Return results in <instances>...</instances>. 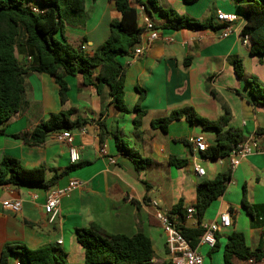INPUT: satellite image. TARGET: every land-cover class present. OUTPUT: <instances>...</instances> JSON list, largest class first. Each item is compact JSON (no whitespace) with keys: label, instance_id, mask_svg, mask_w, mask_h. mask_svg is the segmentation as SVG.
<instances>
[{"label":"crops","instance_id":"obj_1","mask_svg":"<svg viewBox=\"0 0 264 264\" xmlns=\"http://www.w3.org/2000/svg\"><path fill=\"white\" fill-rule=\"evenodd\" d=\"M155 1L157 8L149 9V16L161 35L173 41L157 40L145 56L136 60L130 56L120 59L125 67L124 103L130 112L121 114L112 106L104 112L110 101L107 88L96 94L93 87L83 85L80 76L64 78L68 87L66 108L75 110L71 119H82L86 123L81 130L70 132L73 145L79 149L77 164L82 166L62 174L48 190L0 186V252L5 245L21 244L29 249L57 245L68 260L73 259L72 253L81 254L82 264L83 251L75 240V229L92 222L112 234L133 236L141 231L151 241L156 255L154 262L168 263L164 235L154 217L151 202L157 201L160 210L168 214L181 201L184 215L186 208L195 201L197 185L204 180H213L229 162L225 158H203L200 152L186 146V141L199 137L207 146L212 144L213 131L180 118L171 122L163 133L154 129L151 121L184 107H191L201 118L216 120L223 115L224 105L229 110V125L238 128L245 139L255 136L256 130L264 127V106L249 103V87L245 78L236 76L233 65L235 59L240 60L244 75L254 77L264 88V56H251L248 46L239 37L246 21L242 7L250 0ZM32 2L33 7L42 9L38 0ZM141 2L145 4L147 0ZM167 9L195 21L210 18L215 29H167L166 20L160 14V10ZM218 12L236 17L232 32L226 38L220 37V25L216 21ZM119 17L113 0H84V13L80 20H74L76 25L65 26V38L73 47L83 45L85 53L92 55L93 50L108 38L111 21ZM18 61L23 66L28 64L22 47L18 51ZM23 81L26 92L20 110L0 125V162L4 157H11L26 169L42 167L49 179L54 171L60 174L74 165L69 161L67 145L59 142L54 134L48 135L44 143L36 147L28 146L14 136L29 134L51 114L63 110L58 87L46 74L31 73ZM137 88L145 91L140 102ZM137 103L146 114L141 125L135 128L132 109ZM101 121L108 134L100 146L98 123ZM114 132H119L139 154L152 158L159 166L137 172L131 161L117 152L111 136ZM102 147L104 154L100 153ZM171 156L185 159L186 165L166 170V162ZM195 165L204 170L202 177L194 173ZM70 180H78L83 185L62 199L59 218L49 224L43 212L49 192L66 186ZM243 194L247 203L264 206V152H254L241 160L232 169L231 181L224 193L206 210L202 223L214 222L219 214L229 212L232 226L216 235V250L204 246L198 248L204 264H224L223 248L232 232H241L251 249L256 246L260 229L253 226L242 206ZM11 199L21 202V209L16 214L1 207L4 201ZM259 219H264V210L259 213ZM66 242L68 252L63 249ZM17 260L14 257L11 261ZM67 264L74 263L70 260Z\"/></svg>","mask_w":264,"mask_h":264},{"label":"trees","instance_id":"obj_2","mask_svg":"<svg viewBox=\"0 0 264 264\" xmlns=\"http://www.w3.org/2000/svg\"><path fill=\"white\" fill-rule=\"evenodd\" d=\"M42 9L38 13L32 11V0H0V125L8 122L21 108L26 87L23 78L31 73L46 74L53 78L58 87L59 102L63 110L51 114L50 117L29 133L15 135L31 147L40 146L50 134L63 131L81 130L85 120H72L74 109L67 107L68 87L64 80L66 76H80L84 86L93 87L96 94L103 88L108 89L110 101L105 107L112 106L121 114H128L130 110L124 103L125 67L120 59L127 57L130 51L140 42L143 30L137 25V12L128 0H113L119 19L111 21L108 38L96 47L92 55H88L80 47L71 46L64 35L66 25H76L74 20H80L84 13V0H38ZM191 3L195 0H183ZM144 5L145 11L157 8L155 0L147 3L137 0ZM246 21L239 31L240 39L247 37L248 51L251 56H264V0H250L242 7ZM166 20L167 29L200 31L215 29L212 19L195 21L186 15L179 14L173 9L160 10ZM82 25V24H81ZM26 51L31 61L23 66L18 61L20 48ZM234 72L237 77L245 78L249 87V103L264 106V88L252 76H245L241 61H233ZM96 70V72H95ZM138 102L145 97V91L137 88ZM214 96V92L211 90ZM103 112V113H104ZM135 114L133 124L135 128L141 125L146 112L141 110L138 103L132 109ZM102 113V115H103ZM229 110L223 105V115L216 120L199 117L191 107H184L170 112L167 116L151 121V126L165 133L167 126L180 118L187 122L200 125L204 130L215 133L213 143L201 153L203 158H225L245 138L242 132L229 125ZM99 144H103L107 130L104 121L98 123ZM0 133L2 130L0 128ZM117 152L128 158L135 170L149 171L159 166L150 157H143L131 147L119 133H111ZM254 138L260 140L264 148V127L258 128ZM186 146L192 145L186 141ZM187 161L175 156L169 157L165 169L170 167L183 168ZM74 164L60 174L54 171L47 179L42 167L34 169L24 168L17 159L4 157L0 162V186H27L48 190L52 188L62 174L81 167ZM232 169L227 165L213 180H204L196 187V198L190 204L195 211L197 225L182 228V235L191 248H196L204 229L201 222L210 204L221 196L231 181ZM148 186V185H147ZM242 206L252 221L254 227L260 229V236L256 246L251 249L241 232H232L226 238L223 248L224 264H264V219H259V213L264 206L246 202L243 194ZM168 216L183 218V206L179 201L174 205ZM152 224V220L150 219ZM75 240L83 251L82 264H150L155 259V253L150 239L141 231L133 236L112 234L95 223L75 229ZM218 248L216 244L211 251ZM16 257L21 264H67L66 255L57 245H44L36 249H29L24 245H5L0 252V264H12ZM167 264V263H162Z\"/></svg>","mask_w":264,"mask_h":264},{"label":"built area","instance_id":"obj_3","mask_svg":"<svg viewBox=\"0 0 264 264\" xmlns=\"http://www.w3.org/2000/svg\"><path fill=\"white\" fill-rule=\"evenodd\" d=\"M128 3L137 12V25L143 30L142 38L140 42L130 51L129 55L132 60H136L145 56L150 46L157 40L166 42H172L170 38L163 37L161 31L155 27L149 14L145 11L144 5L137 2V0H128ZM34 13H38L39 10L32 7ZM236 17L232 14H226L218 12L216 14V21L220 25V37L226 38L232 32V24ZM247 37H244L242 43L247 45ZM83 50V47H80ZM31 61L30 57H27V62ZM55 138L65 143L68 147L69 161L71 164H77L80 160L79 149L73 145V138L69 131H63L61 133L54 134ZM192 148L197 152H203L206 150L207 145L202 138L189 139L188 141ZM254 152H264V148L260 144V140H256L253 137L245 139L239 143L234 150H232L225 159L228 160L231 169H234L239 165L240 161L248 157ZM100 153L104 154L105 150L102 147ZM194 173L197 176L202 177L204 170L199 166H194ZM83 185L78 180H70L66 186L56 188L49 192V195L43 205V212L47 216V222L53 224L60 216V205L62 199L66 197L72 190L79 189ZM151 206L154 209V217L159 223L162 233L164 235L165 249L168 254L167 264H204V257L198 251L200 246H204L208 249H213L216 244V235L222 230L232 226L231 216L229 212H224L218 215V219L210 223H202L201 227L204 229V233L200 238V241L196 248H191L187 240L182 235V228L186 226H196L197 220L195 218V211L192 206L186 208L183 218L178 216H168L164 214L157 201H152ZM1 207L5 211L11 213H18L21 209V202L17 199L6 200L1 204ZM61 244V241H58ZM12 264H21L19 261H14ZM150 264H155L154 260Z\"/></svg>","mask_w":264,"mask_h":264},{"label":"rangeland","instance_id":"obj_4","mask_svg":"<svg viewBox=\"0 0 264 264\" xmlns=\"http://www.w3.org/2000/svg\"><path fill=\"white\" fill-rule=\"evenodd\" d=\"M64 251L65 252H68V243L66 242V244L64 245ZM81 250V249H80ZM72 255L73 256H71L73 259H71V258H69V260L66 258L65 259V261H66V263H69L70 262V260L71 261H73V263L74 264H80L81 263V254H80V256H78V255H75V254H73L72 253ZM156 256V255H155ZM155 264H157V263H155Z\"/></svg>","mask_w":264,"mask_h":264}]
</instances>
